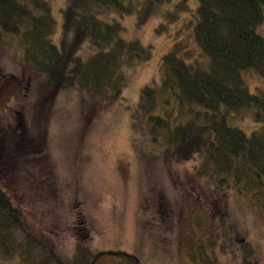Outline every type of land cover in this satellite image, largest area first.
Wrapping results in <instances>:
<instances>
[{
	"label": "rangeland",
	"instance_id": "1",
	"mask_svg": "<svg viewBox=\"0 0 264 264\" xmlns=\"http://www.w3.org/2000/svg\"><path fill=\"white\" fill-rule=\"evenodd\" d=\"M49 1L56 19L52 39L68 68L75 57L85 60L103 49L90 39L76 47L78 13L92 11L106 22L118 21L123 39L137 38L152 49L149 60H136L125 69L127 84L114 99L87 103L77 76L63 83L51 72L30 69L23 61L20 34L0 25V126L7 131L14 123L13 132L31 141L22 165L11 155L0 162V181L17 194L63 260L206 264L203 254L195 263L187 248L179 249L190 219L202 225L195 229L204 238L211 221L219 231L225 248L217 245L212 264H264V215L236 191L221 197L195 174L193 160H169L166 140L150 130V108L142 96L146 85L158 92L155 114L172 120L179 111L173 96L172 104L162 102V56L177 47L187 63L208 67L209 55L195 38L199 0H169L148 14L147 0H122L125 6L132 3V12L89 0ZM257 32L264 36V21ZM241 75L251 93L264 92V75L253 68ZM229 122L248 134L262 126L252 108L231 110ZM190 206L195 209L191 216ZM80 245L88 251L78 253ZM245 253L252 262H245ZM0 264L24 263L17 254L7 259L0 252Z\"/></svg>",
	"mask_w": 264,
	"mask_h": 264
},
{
	"label": "trees",
	"instance_id": "2",
	"mask_svg": "<svg viewBox=\"0 0 264 264\" xmlns=\"http://www.w3.org/2000/svg\"><path fill=\"white\" fill-rule=\"evenodd\" d=\"M166 1L169 0H147V14ZM89 2L101 8L134 10L132 3L125 6L122 0ZM78 14L80 17L73 28L76 47L90 39L104 50L85 60L75 57L73 68H68L52 39L56 19L50 1L0 0V25L6 32L20 34L27 67L37 72H51L63 83H73L77 76L87 103L110 101L127 84L125 69L136 60H149L152 49L137 38L123 39L124 27L118 21L106 22L92 11ZM263 21L264 0H199L195 38L209 55L208 67L198 61L187 63L178 55L177 47L164 54L159 62L165 94L162 102L172 104L175 100L178 104L179 111L172 119L175 124L170 117L154 113L158 104L157 89L146 85L142 96L150 108V130L166 140L165 154L169 160H193L195 174L206 178L221 197L226 199L231 191H236L264 215V92L251 93L241 75L247 68L264 75V36L257 32ZM242 108L254 110L255 119L262 124L260 129L248 134L229 122L231 110ZM13 124L7 131L0 126V162L11 155L14 162L20 160L18 164L22 165L31 141L13 132ZM38 175L41 181L42 174ZM190 208L189 216L195 210L193 206ZM201 226L199 222L194 225L190 219L185 222L178 246L180 251L187 248L191 261L198 263L197 255L203 254L206 264H212L217 245L224 249L225 244L220 242L219 231L212 221L206 238L195 229ZM48 237L39 222L30 217L17 194L0 181L2 256L10 259L17 254L24 264H68ZM79 248L78 253L88 251L81 245ZM127 255L138 261L134 255ZM245 260L252 262L247 253Z\"/></svg>",
	"mask_w": 264,
	"mask_h": 264
}]
</instances>
